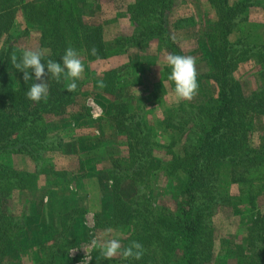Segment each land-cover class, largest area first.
I'll return each instance as SVG.
<instances>
[{
  "label": "rangeland",
  "instance_id": "obj_1",
  "mask_svg": "<svg viewBox=\"0 0 264 264\" xmlns=\"http://www.w3.org/2000/svg\"><path fill=\"white\" fill-rule=\"evenodd\" d=\"M43 2L6 3L11 19L8 29L0 33V73L7 76L11 87L17 85L10 72L18 57L39 51L46 54L41 49L39 31L25 21L24 9V5ZM239 2L227 0L229 7ZM134 3L135 0H84L85 22L103 30L105 57L90 60L74 51L70 57L62 58L61 68L54 72L55 80L60 82V93L55 94H72L74 102L56 114L45 115L43 140L31 148V154L18 151L19 141L13 147V166L34 172L40 183L32 189L15 188L8 206L0 207V236L6 227L11 230V242L4 235L1 248L8 243L12 249L0 257V264H49L52 259L57 264L64 255L70 259L65 264H128L129 250L125 248L123 233L114 228L112 221L115 197L122 201L124 216L132 215L133 210L152 213L161 203L176 210L171 188L178 184L180 174L169 175L173 172L167 167L171 156L153 142L166 146L171 142L177 154H182L185 147L190 149L201 121L198 116L191 120V114L176 110L180 105L188 109L189 105L206 104L217 96L218 87L212 81L191 85L181 78V91L175 90L176 70L170 66L171 54L164 43L155 39L128 43L136 31L128 12ZM216 4V0H170L164 15L165 26L184 55L187 68L196 75L215 70L204 35L217 20ZM241 18L246 21L240 22ZM240 19L234 18L235 25L225 39L228 58H235L229 71L244 97L264 104V64L257 61L255 52L249 51L264 40V9L251 6ZM117 38L122 41L120 46L114 44ZM108 72L111 74L107 76ZM47 80V73L35 75V90L42 98L48 96ZM121 103L125 104L127 116L133 118L129 131L124 133L114 123V105L121 107ZM118 111L123 112L121 108ZM167 116L176 123L187 120L189 129L177 135L175 129L161 126ZM253 117V136L248 145L257 147L264 140V117L258 113ZM141 130L146 142L135 137ZM143 141L146 147L154 148L153 154L166 169L145 183L138 175L141 164L146 165L141 158L146 156ZM215 173L212 191L217 200L222 197L224 201L215 202L211 216L205 219L213 243L209 264H236V241L254 253L247 245V228L254 215L264 214V193L256 197L253 214L246 204H238L239 186L229 183L228 172L222 169ZM116 180L120 182L118 189ZM133 224L136 230L142 226L135 221ZM254 239V246L260 248L264 234ZM139 247L138 256L144 262L149 258L148 264L152 258V264H176L177 258L171 252L161 251L162 257L159 250L151 252L145 244Z\"/></svg>",
  "mask_w": 264,
  "mask_h": 264
},
{
  "label": "trees",
  "instance_id": "obj_2",
  "mask_svg": "<svg viewBox=\"0 0 264 264\" xmlns=\"http://www.w3.org/2000/svg\"><path fill=\"white\" fill-rule=\"evenodd\" d=\"M8 1L14 0H0V33L9 27L11 11L6 4ZM169 1L135 0V3L128 7L131 24L136 30L133 38L128 39V43L151 39L164 43L171 54L170 66L176 70V83L173 82L175 90L181 91L180 79L183 78L184 82L187 81V84L191 85L195 82L212 81L217 85L218 92L217 96L206 104L189 105L188 109L180 105L176 110L188 112L191 114V120L198 116L201 121L190 149L189 146L185 147L181 150L182 154H177L174 148L172 150L171 142L168 146L155 140L153 142L156 148L171 156L167 167L173 172H169V175L179 172L181 176L180 178L177 174L178 184H173L171 188L175 192L173 196L177 203L176 210L171 211L161 203L154 212H149L150 214L133 210L132 215L124 216L122 201L118 196L115 197L112 221L114 228L123 233L125 248L129 250L128 264H148L149 258L144 262L138 256L140 250L137 249H141V244H145L151 252L159 250L162 257L164 253L161 251L175 254L176 264L210 263L213 243L212 236L209 235L211 230L205 219L211 216L215 202L219 204V199L224 201L222 197L217 200L212 191L216 182L213 179L214 172H217L216 175L222 169L228 172L229 183L239 186V196L236 197L238 204H246L253 214L256 197L264 193V140L257 147L248 145L250 136H253V115L258 113L264 117V104L243 96L239 83L229 71L235 58H228L229 45L225 40L235 25L234 18L240 19L241 14L251 6H261L264 9V0H240L233 7L228 6L227 0H216L217 20L214 21L213 28L204 35L215 70L201 75H196L187 68L184 55L165 26L164 15L169 9ZM83 2L84 0H45L40 5H24L25 21L39 31L41 49L46 54L39 51L36 54L21 55L14 61L10 75L16 78V87H11L7 76L0 73V207L8 206L15 188L32 189L31 187L40 183L34 172L18 170L13 166L10 153L14 152L16 142L19 141L20 153L31 154V148L43 140L42 135L45 132L42 120L45 115L56 114L63 106L74 102L72 94H55L60 88V82L55 80L54 72L61 68L62 58L70 57L74 51H79L90 60L105 57L103 30L99 26L87 25L84 20ZM245 21V18L240 19V22ZM179 23L181 22H177V25ZM114 44L120 46L122 41L117 38ZM249 51L255 52L257 61L264 64V40L260 46L250 47ZM1 70L2 68L0 72ZM39 72L47 73V98H42L35 90V75ZM110 74L111 72H108L107 76ZM121 105H114L117 113L114 123L118 131L124 133L132 124L133 118L127 116L125 104ZM118 108L123 112L118 111ZM172 119V116H167L161 120V126L175 129L177 135L184 129H189L187 120L176 123ZM14 136L18 138L15 141L11 140ZM135 137L137 141L143 139L146 142V134L142 130L136 133ZM143 144L146 156L141 158L145 160L146 165L141 164L138 175H141V181L145 183L148 178L152 182L156 179L158 171L163 172L166 169L153 154L154 148L146 147L144 141ZM10 147L12 150H9ZM119 185L120 182L116 180L117 189ZM235 206L237 207V204ZM254 216L247 228V245L254 253L248 252L242 242L236 241V264H264V240L261 241L260 248L254 246V238L264 234V214ZM131 219L142 226L136 230L134 221L130 224ZM132 228H136L135 231L132 230L126 235ZM10 232L6 227L4 235L8 242H11ZM4 235L2 233L0 236V257L12 251L8 243L1 248ZM69 260L68 256L64 255L57 264H65ZM151 262L154 263L155 260L152 258ZM49 264L56 262L52 259Z\"/></svg>",
  "mask_w": 264,
  "mask_h": 264
}]
</instances>
